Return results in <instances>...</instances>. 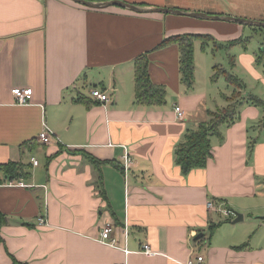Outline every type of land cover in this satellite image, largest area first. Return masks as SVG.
<instances>
[{
  "label": "crops",
  "instance_id": "obj_1",
  "mask_svg": "<svg viewBox=\"0 0 264 264\" xmlns=\"http://www.w3.org/2000/svg\"><path fill=\"white\" fill-rule=\"evenodd\" d=\"M121 1L264 22V0ZM254 32L237 23L97 10L70 0H0V165L32 167L31 178L20 181L0 170V213L8 218L0 226V264L13 258L20 264H188L199 256L201 264H264V107L242 106L240 119L224 129V142L213 140L205 169L183 175L174 159L186 132L225 106L219 96L232 95L223 77L212 81L215 66L245 83L244 96L264 101V57L254 44L263 47L264 39H252ZM187 34L217 43L206 49L196 43L190 92L181 83L179 48L158 49ZM238 39L249 42L229 46ZM144 54L152 81L168 89L164 107L135 103V60ZM15 88H32L33 103L16 105ZM94 89L108 93L110 102L94 100ZM44 123L62 144L21 150L38 141ZM84 153L120 167H102L104 196ZM210 202L242 213L244 221L231 224ZM40 217L46 226L38 225ZM107 224L121 246L127 229L130 251L149 244L159 255L127 256L101 244ZM211 224L219 225L213 234Z\"/></svg>",
  "mask_w": 264,
  "mask_h": 264
},
{
  "label": "trees",
  "instance_id": "obj_2",
  "mask_svg": "<svg viewBox=\"0 0 264 264\" xmlns=\"http://www.w3.org/2000/svg\"><path fill=\"white\" fill-rule=\"evenodd\" d=\"M92 2H103L108 0H88ZM249 39H238L230 42L229 46L242 45L246 47ZM201 43L202 48L210 44L217 45L216 40L210 35H177L165 39L158 49L166 48L175 45L180 52V75L181 83L186 88L187 92L193 90L195 85V45ZM261 57L264 53L261 52ZM232 66L235 60H231ZM150 60L147 54H144L135 60V103L137 106L157 108L164 107L167 104L168 89L164 85L155 84L149 73ZM215 72L212 78L216 82L220 77H223L229 87L233 89L232 95L223 94L225 106L217 107L215 110L207 112V117L200 122L195 129L188 130L182 141L176 146L174 151L175 163L180 167L183 175H188L193 170L205 169L209 159L212 158L213 140H218L221 143L225 140L224 129L234 125L240 119V111L244 104H250L255 107H264V101L253 95H243L246 90L245 83L232 72L220 69L215 66ZM38 142V141H37ZM25 144L21 146V150L28 149L30 152L36 150L40 143L38 142ZM86 159L97 171L98 188L102 196L105 195L103 186L102 167L106 164L117 166L114 162L101 161L86 153ZM53 157L48 158L50 162ZM0 170L6 175L7 179L13 181L29 180L32 176L30 165L23 163L9 162L0 165ZM232 220V219H230ZM229 220V221H230ZM8 218L0 213V226L6 224ZM219 227L218 224L209 226L210 234H213ZM13 264H20L13 258Z\"/></svg>",
  "mask_w": 264,
  "mask_h": 264
},
{
  "label": "built area",
  "instance_id": "obj_3",
  "mask_svg": "<svg viewBox=\"0 0 264 264\" xmlns=\"http://www.w3.org/2000/svg\"><path fill=\"white\" fill-rule=\"evenodd\" d=\"M12 95L14 97V101L16 105L28 106L33 103L34 91L32 88H15L12 90ZM92 97L94 98V100H96L102 105H106L110 102L109 94L99 89H94L92 91ZM175 112L177 113L179 120H183L185 118L184 111L180 106H177L175 108ZM38 142L43 146H48L53 142L62 144L60 137L46 123H44L43 125L42 132L38 137ZM123 159H124V168L127 172L130 165L132 164V160L127 151ZM32 162L34 166H38V161L35 158L32 159ZM8 184H10L11 186L26 187V185L23 182L17 184H15L14 182H10ZM208 208L211 211L218 213L226 218L229 219L236 218V212L227 208L225 204L210 202L208 203ZM38 225L41 227L46 226L47 225L46 217H40L38 219ZM113 233H114V226L112 224H107L102 229V232L100 234V243L114 249L122 250L123 252H125L127 256L130 255L131 253H141L147 257H154L159 255V253L155 252L149 244H143L141 249L137 252L130 251L127 248V241L129 239V232L127 229L124 231V239H125L124 246H121L118 243ZM202 262H203V257L199 256L196 258L195 261L192 260L188 264H201Z\"/></svg>",
  "mask_w": 264,
  "mask_h": 264
},
{
  "label": "water",
  "instance_id": "obj_4",
  "mask_svg": "<svg viewBox=\"0 0 264 264\" xmlns=\"http://www.w3.org/2000/svg\"><path fill=\"white\" fill-rule=\"evenodd\" d=\"M70 1L78 5L90 8V9L105 10L110 7H118V8L129 10L137 14L161 13V14H170V15H177V16H187V17L203 19V20H208V21L230 22V23H237L240 25L248 26V27L264 29V22L251 21V20H246L242 18H234V17H229V16H213V15H208L204 13L185 12L181 10H172V9H165V8H145V7L129 4L121 0H109V1H103V2H92L88 0H70ZM261 52L264 53V46ZM262 219L264 220V217H262ZM243 221H244V215L242 213L237 212L236 218L230 221V223L233 225H236Z\"/></svg>",
  "mask_w": 264,
  "mask_h": 264
},
{
  "label": "rangeland",
  "instance_id": "obj_5",
  "mask_svg": "<svg viewBox=\"0 0 264 264\" xmlns=\"http://www.w3.org/2000/svg\"><path fill=\"white\" fill-rule=\"evenodd\" d=\"M250 28L254 29V27H250ZM255 29L257 30V32L252 33V35H251L253 37L252 39H257V40L264 39V29L263 28H255ZM254 44L258 47L256 49L257 53L261 54V50H262L263 47H261V46L259 47V42L258 41L254 42ZM217 61H216L217 63H220L219 61H222L221 56L218 57ZM221 93L223 94V93H227V92H226L225 89L222 88L221 89ZM218 103H222L223 105L225 104V102L223 103V99L220 96L218 98ZM260 217H261L260 219H262V217H264V216H260Z\"/></svg>",
  "mask_w": 264,
  "mask_h": 264
}]
</instances>
